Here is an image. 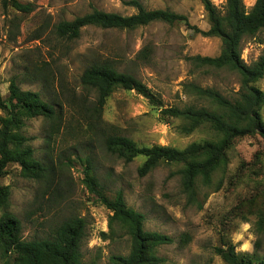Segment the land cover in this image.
I'll list each match as a JSON object with an SVG mask.
<instances>
[{
	"label": "rangeland",
	"instance_id": "1",
	"mask_svg": "<svg viewBox=\"0 0 264 264\" xmlns=\"http://www.w3.org/2000/svg\"><path fill=\"white\" fill-rule=\"evenodd\" d=\"M0 0V92L8 96V81L20 77V87L38 92L53 105L62 119L52 129L38 117L25 121L23 134L34 148V156L54 168L49 190L21 176L11 164L0 179L10 187V211L21 221L25 240L47 238L63 221L82 219L81 243L84 264H109L112 256H127L130 240L124 229L108 228L111 212L89 191L84 169L95 174L101 192L109 198L121 191L128 208L144 216L145 231L171 237L174 242L155 250L157 264H225L215 249L232 245L237 253L254 251L264 257V235L257 222L264 215V139L260 135L234 139L227 149V168L212 179V187L199 188L201 209L187 203L180 187L181 165L161 164L144 176L138 168L143 158L125 163L108 153L103 133L120 134L140 147L168 146L183 150L189 144L214 137L207 126L190 134L180 131L178 120L161 110L187 106L210 107L189 84L214 89L234 100L239 75L228 68H212L193 62L191 57L219 56L221 41L204 37L185 24L151 23L134 30L86 27L74 42L58 39L53 27L71 21L93 9L129 16L135 10L124 5L130 0H16L32 7L28 14ZM147 10H169L187 17L191 26L207 31L209 25L199 0H137ZM223 11L225 0H211ZM255 0H243L249 11ZM264 49V30L241 43L240 59L246 65L258 60ZM107 59L119 72L132 75L154 95L156 103L134 91L115 90L101 115V127L90 114L95 96L80 84L83 71L94 61ZM37 67L39 70L33 68ZM26 71L36 72L35 80ZM264 93V76L255 83ZM2 113L0 112V116ZM264 122V104L259 110ZM53 133L48 139V134ZM220 181L221 187L214 188ZM254 207H258L254 211ZM102 234H106L104 237ZM188 235L185 245L182 235ZM245 245L249 247L245 248ZM2 256L0 252V264Z\"/></svg>",
	"mask_w": 264,
	"mask_h": 264
},
{
	"label": "trees",
	"instance_id": "2",
	"mask_svg": "<svg viewBox=\"0 0 264 264\" xmlns=\"http://www.w3.org/2000/svg\"><path fill=\"white\" fill-rule=\"evenodd\" d=\"M7 0H4V4ZM206 15L209 28L199 30L188 23L187 17L169 10H147L137 0L124 2L135 12L129 16L93 9L90 13L76 17L71 21H61L54 25L53 33L61 40L76 41L86 27L101 29L134 30L151 23L161 22L169 25L185 24L195 33L204 37H215L221 41L219 56L191 57L197 64L212 68H228L240 77L237 97L229 100L216 90L203 89L189 84L188 87L199 98L209 101L210 107L187 106L161 110V114L180 121V131L190 134L201 126H207L214 134L212 139L189 144L183 150L168 146L140 147L132 139L112 133H103L105 150L123 160L132 162L142 157L143 163L138 168L144 176L161 164L181 165L179 170L180 187L187 203L201 209L198 191L203 187H212V179L217 173H224L227 168V149L231 142L239 137L260 135L264 139V122L259 110L264 104V93L255 83L264 76V49L257 61L246 65L240 59L241 43L247 37H254L264 30V0H255L249 11L245 10L243 0H225L223 11L211 0H199ZM9 4L17 11L28 14L32 7L10 0ZM112 62L103 59L94 61L80 77L82 88L93 92L95 100L90 109L101 127V115L107 100L117 89L134 91L147 99L152 105L156 100L153 93L138 79L130 74L119 72ZM37 69V67L33 66ZM43 70V68L41 69ZM40 70V71H41ZM36 72L26 71L27 78L35 80ZM7 98L0 92V179L7 173V168L15 164L22 177L42 184L43 190H49L54 183V168L34 156V148L29 138L23 134L25 121L41 117L53 127L62 119L52 104L42 100L38 92L25 91L20 87V77L13 76L8 81ZM54 130V129H53ZM53 133L48 134V139ZM85 184L90 192L96 194L100 202L111 212L108 228L113 232L118 225L129 236L130 250L127 256H112L109 264H157L161 260L155 255L156 248L170 245L174 240L164 234L144 230V216L125 204L123 193L118 191L114 197H106L99 182L89 166L84 169ZM221 187L220 181L214 188ZM10 187L0 184V252L1 264H84L81 255V243L85 225L82 219L71 218L54 228L47 238L25 240L22 238L23 227L19 218L10 211ZM258 207H254V211ZM260 234L264 235V215L258 218ZM107 237L106 234H102ZM189 236L184 234L180 243L185 245ZM261 241L257 239L254 251L237 253L232 245L226 249L218 247L215 253L225 264H264V257L258 253Z\"/></svg>",
	"mask_w": 264,
	"mask_h": 264
},
{
	"label": "clouds",
	"instance_id": "3",
	"mask_svg": "<svg viewBox=\"0 0 264 264\" xmlns=\"http://www.w3.org/2000/svg\"><path fill=\"white\" fill-rule=\"evenodd\" d=\"M249 247L248 245H245V248Z\"/></svg>",
	"mask_w": 264,
	"mask_h": 264
}]
</instances>
